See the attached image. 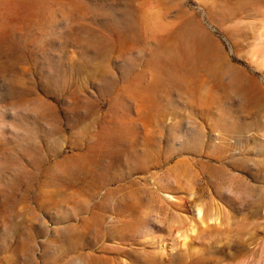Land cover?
<instances>
[{
    "label": "rangeland",
    "instance_id": "obj_1",
    "mask_svg": "<svg viewBox=\"0 0 264 264\" xmlns=\"http://www.w3.org/2000/svg\"><path fill=\"white\" fill-rule=\"evenodd\" d=\"M0 264H264V0H0Z\"/></svg>",
    "mask_w": 264,
    "mask_h": 264
},
{
    "label": "bare ground",
    "instance_id": "obj_2",
    "mask_svg": "<svg viewBox=\"0 0 264 264\" xmlns=\"http://www.w3.org/2000/svg\"><path fill=\"white\" fill-rule=\"evenodd\" d=\"M196 215H197V218L202 221V223L205 221V218L207 217H203V206L202 205H198L197 208H196Z\"/></svg>",
    "mask_w": 264,
    "mask_h": 264
}]
</instances>
